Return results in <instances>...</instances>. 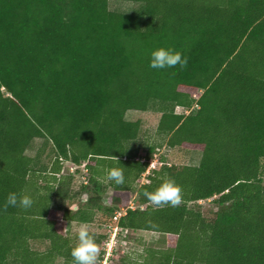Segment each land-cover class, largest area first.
Segmentation results:
<instances>
[{
    "label": "trees",
    "instance_id": "16d2710c",
    "mask_svg": "<svg viewBox=\"0 0 264 264\" xmlns=\"http://www.w3.org/2000/svg\"><path fill=\"white\" fill-rule=\"evenodd\" d=\"M108 1L0 0V264H74L71 224L122 210L118 228L167 238L141 264H264V0H121L139 5L131 13ZM158 48L187 66L150 68ZM154 102L160 146L199 150L198 165L148 171L155 145L142 153L141 121L124 116ZM115 167L123 186L105 179ZM166 179L182 188L178 207L143 196ZM10 192L31 208L5 210ZM210 199L207 216L197 204Z\"/></svg>",
    "mask_w": 264,
    "mask_h": 264
},
{
    "label": "rangeland",
    "instance_id": "374dc122",
    "mask_svg": "<svg viewBox=\"0 0 264 264\" xmlns=\"http://www.w3.org/2000/svg\"><path fill=\"white\" fill-rule=\"evenodd\" d=\"M139 5L137 3L121 1V0H109L108 9L110 11L119 13H131ZM197 99L198 96L195 95ZM158 104L151 103L150 108L145 112L129 110L125 113V119L128 121H141V131L139 135V141L142 144V153L151 145H155V150L153 151L152 160L150 162L149 170L157 169L160 167L161 163L176 164V165H198L201 152L199 150H187L181 148L168 149L164 145H161V140L156 136V127L160 117V112L158 111ZM195 108V107H194ZM177 113H189L194 111L183 110L181 108H176ZM41 139H34L28 150L25 152L28 156H34L37 149L41 146ZM48 149H45L41 155V162H47ZM70 163H64L62 171L63 173H72L74 168L71 170ZM82 167V166H81ZM78 168L75 186L79 187L82 184L81 177H85L86 174L82 168ZM74 172V171H73ZM145 173L143 175L142 182H146ZM75 187V188H76ZM111 195V191L108 190L102 197L104 203L107 202V198ZM212 199L207 201H199L200 210L204 215L211 216L214 209V205L211 202ZM64 207L67 203L62 204ZM60 202L54 201L53 207L58 209L62 207ZM131 208H134V203H129ZM116 225V221L112 219L109 224H104L103 222H96L89 224L90 233L95 236H105L106 241L99 245L100 251H103V256L99 260V264H141L145 255L146 250L153 249H165L167 247V238L163 235L154 232L145 231H127L126 233L118 231L115 237H113L112 227ZM80 224L73 223L70 227V234H77V230ZM95 238V237H94ZM55 264H64L62 259H57Z\"/></svg>",
    "mask_w": 264,
    "mask_h": 264
},
{
    "label": "clouds",
    "instance_id": "9594fccd",
    "mask_svg": "<svg viewBox=\"0 0 264 264\" xmlns=\"http://www.w3.org/2000/svg\"><path fill=\"white\" fill-rule=\"evenodd\" d=\"M187 57H184L181 52L174 49L158 48L151 52L149 67L152 69L176 68L181 69L187 66ZM116 161L114 156L110 157ZM106 181H114L117 186H123L125 178L123 168L115 167L107 170ZM143 196L157 208L170 205L178 207L183 203L182 188L176 184L173 179H166L154 192L144 191ZM33 204L32 198L27 195H18L15 192L8 193L4 209L8 207H19L23 210H28ZM77 243L71 249V257L74 264H99L100 247L96 243L92 235H90L89 225L81 223L77 230Z\"/></svg>",
    "mask_w": 264,
    "mask_h": 264
},
{
    "label": "built area",
    "instance_id": "2783aa9c",
    "mask_svg": "<svg viewBox=\"0 0 264 264\" xmlns=\"http://www.w3.org/2000/svg\"><path fill=\"white\" fill-rule=\"evenodd\" d=\"M72 169H73V168L71 167V170H72ZM83 170H84V172H85V174H86V173H87V170H86L85 168H83ZM147 173H148V171H147ZM86 175H87V174H86ZM85 177H86V176H85ZM85 177H83V176L81 177L83 183H86V182H85V181H86V180H85ZM123 213H124L123 210H122V211H119V212H116V213L114 214V216H113V220L117 222L118 218H119ZM118 231H122V232H124V233L127 232L126 230H122V229L118 228L117 225H115L114 227H112L113 237H115V235L117 234Z\"/></svg>",
    "mask_w": 264,
    "mask_h": 264
}]
</instances>
